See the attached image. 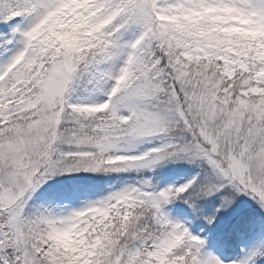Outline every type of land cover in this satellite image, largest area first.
Listing matches in <instances>:
<instances>
[{"label":"rangeland","instance_id":"rangeland-1","mask_svg":"<svg viewBox=\"0 0 264 264\" xmlns=\"http://www.w3.org/2000/svg\"><path fill=\"white\" fill-rule=\"evenodd\" d=\"M14 1L17 7L0 15V137L7 131L8 138L0 139V264H56L18 235L25 209L48 226L51 243L81 253L88 264V231L131 205L156 210L168 224L155 242L132 246L135 264L177 263L190 254L231 264L235 255L226 254L224 238L249 214L260 216L262 228L238 254L243 264H264V255L254 261L264 243V68L238 85L232 104L217 72L183 78L181 68L174 71V85L183 78L191 115L201 121L196 127L161 68L145 0L132 19L124 0ZM12 13L26 15L16 21L7 17ZM153 14L178 34L184 62L214 59L227 82L247 73V65L231 42L213 43L218 26L201 21L264 37L257 0H156ZM65 28L109 42L69 84V65L55 52L39 65L48 57V35ZM65 109L97 112L103 121L68 118L60 128ZM21 199L8 213L7 204ZM106 243L102 255L99 247L90 253L99 257L95 264H122L126 248L109 237Z\"/></svg>","mask_w":264,"mask_h":264},{"label":"trees","instance_id":"trees-1","mask_svg":"<svg viewBox=\"0 0 264 264\" xmlns=\"http://www.w3.org/2000/svg\"><path fill=\"white\" fill-rule=\"evenodd\" d=\"M3 1V0H2ZM4 2V1H3ZM240 46H250L248 50V58H249V66L253 67V54H256V42L252 39L248 40L247 38L243 37L240 39ZM53 44L58 45L59 48L62 47L63 49V59L68 60L66 62L69 65V79L74 75L76 70L80 69L83 63L87 60L88 51L92 49L93 45L84 36H78L77 33L71 30L65 31H56L53 37L49 42V48L53 46ZM66 46V48L64 47ZM57 47V48H58ZM182 66V73L179 76H186L189 75V78H196L195 76H200L202 78H210V72H207L206 75L204 73H200V70H205L201 66L193 67H184ZM171 71H173V67H170ZM256 70V69H254ZM198 72V73H196ZM182 80H177L175 84L176 89L178 90L180 87L179 85L184 84ZM236 93V92H235ZM238 97L234 94H229L228 100L230 104L233 102L235 103L238 101ZM75 114L72 112H64L60 122V128L65 126V119L73 118ZM190 121V120H189ZM201 121H199V124ZM193 125L198 124V122H192ZM196 125V126H197ZM21 202V201H20ZM20 202L9 203L7 204V211L11 212L14 211ZM134 208L129 210L128 212L123 213H116L112 215L107 221H105L102 226H97L98 235L101 236V239L98 242H92L91 247L97 245L99 247L101 255L103 254V243L107 245L106 240L107 237L115 240V242H119L123 247L126 248L125 255L122 261V264H134L133 258H131L130 252L133 245H137L142 240L147 238L148 236L152 235V221L145 220L140 218L135 212H133ZM114 223V224H113ZM113 224V225H112ZM254 225V224H253ZM253 228L256 229V226L251 228H245V232H249ZM237 232V228L232 230L230 235V242L234 241V235ZM93 233V230L90 231V234ZM21 236L25 239V241L32 247L37 255L42 259L46 260H53L59 261L60 264H79L78 261L74 257V253L72 252H62L60 253L59 249L56 245L51 244L48 240L47 229L40 225L38 219L31 216L26 209L23 221H22V230ZM102 242V244H101ZM131 247V248H130ZM130 248V249H129ZM91 257V255H90ZM99 258V257H97ZM169 264H202L201 259H194L193 257L189 256L186 258H181L177 263L170 262Z\"/></svg>","mask_w":264,"mask_h":264},{"label":"bare ground","instance_id":"bare-ground-1","mask_svg":"<svg viewBox=\"0 0 264 264\" xmlns=\"http://www.w3.org/2000/svg\"><path fill=\"white\" fill-rule=\"evenodd\" d=\"M257 1H259L260 4L263 5V7H264V0H257Z\"/></svg>","mask_w":264,"mask_h":264}]
</instances>
